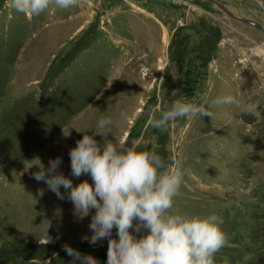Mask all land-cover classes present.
Here are the masks:
<instances>
[{
	"label": "rangeland",
	"instance_id": "1",
	"mask_svg": "<svg viewBox=\"0 0 264 264\" xmlns=\"http://www.w3.org/2000/svg\"><path fill=\"white\" fill-rule=\"evenodd\" d=\"M234 1L237 16L264 26L257 0ZM9 3L0 0V264H72L65 244L107 264V239H82L92 235V214L78 219L33 173L61 157L74 184L91 182L71 176L69 152L79 131L91 134L120 112L128 119L98 142L154 149L180 168L174 209L223 219L227 243L216 264H264V32L206 0L177 3L184 18L175 29L137 31L127 23L133 17L121 24L120 13L106 15L92 0L53 3L32 19ZM228 96L238 105H215ZM181 98L212 118H178L167 133L152 128L151 116Z\"/></svg>",
	"mask_w": 264,
	"mask_h": 264
},
{
	"label": "clouds",
	"instance_id": "2",
	"mask_svg": "<svg viewBox=\"0 0 264 264\" xmlns=\"http://www.w3.org/2000/svg\"><path fill=\"white\" fill-rule=\"evenodd\" d=\"M53 3L67 9L79 0H10L8 6L32 19ZM257 3L264 7V0ZM214 103L219 106L239 102L228 96ZM255 107L249 105L246 111L253 112ZM212 115L204 106L181 98L159 110L158 116L152 115L148 123L167 133L178 118ZM127 119V113L120 112L116 118L99 119L91 134L76 129L83 137L69 152L71 176H90L91 182L84 179L74 184L60 171L61 157L51 159L47 167L41 163L33 178L46 183L58 199L70 201L78 219L92 214V235L82 239L92 245L107 239V264H216V253L227 243L221 228L223 219L215 214L188 215L174 209L183 180L180 168L171 167L154 149L137 150L135 143L123 147L118 140L113 143L103 139L100 143L96 139L98 135L104 137L105 129L119 127ZM49 227L47 224L46 241L40 243L52 242ZM63 250L73 258L72 264H99L94 256L84 255L68 244L63 245Z\"/></svg>",
	"mask_w": 264,
	"mask_h": 264
},
{
	"label": "crops",
	"instance_id": "3",
	"mask_svg": "<svg viewBox=\"0 0 264 264\" xmlns=\"http://www.w3.org/2000/svg\"><path fill=\"white\" fill-rule=\"evenodd\" d=\"M96 8L104 10L106 15H113L114 13L121 14V24L133 17V21L130 27L134 30H160L163 29H175L178 27V23H182L184 18V9L177 5L181 0H92ZM225 6H227L232 12V5H235L234 0H218ZM115 15V14H114ZM108 17V16H107ZM116 16L111 18V22ZM161 25H159L158 23ZM162 26V27H161ZM161 34V33H160ZM164 38V34H161ZM146 35L142 38L145 44H151V41Z\"/></svg>",
	"mask_w": 264,
	"mask_h": 264
},
{
	"label": "water",
	"instance_id": "4",
	"mask_svg": "<svg viewBox=\"0 0 264 264\" xmlns=\"http://www.w3.org/2000/svg\"><path fill=\"white\" fill-rule=\"evenodd\" d=\"M212 4H214L215 6H217L220 10H222L224 13H226L229 17H231L232 19L247 24V25H251L256 27L259 30H262L264 32V26L261 25L259 22H256L252 19H247V18H241L239 16H237L234 12H232L227 6H225L224 4H222L220 1L218 0H206Z\"/></svg>",
	"mask_w": 264,
	"mask_h": 264
}]
</instances>
